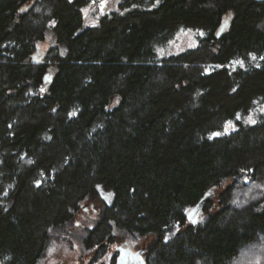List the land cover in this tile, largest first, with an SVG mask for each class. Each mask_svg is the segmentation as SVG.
I'll use <instances>...</instances> for the list:
<instances>
[{
  "label": "trees",
  "instance_id": "trees-1",
  "mask_svg": "<svg viewBox=\"0 0 264 264\" xmlns=\"http://www.w3.org/2000/svg\"><path fill=\"white\" fill-rule=\"evenodd\" d=\"M90 3L0 0V264L54 244L106 264L129 240L146 264H264V115L243 120L264 105V0H122L89 27ZM183 29L198 45L159 60Z\"/></svg>",
  "mask_w": 264,
  "mask_h": 264
},
{
  "label": "rangeland",
  "instance_id": "rangeland-1",
  "mask_svg": "<svg viewBox=\"0 0 264 264\" xmlns=\"http://www.w3.org/2000/svg\"><path fill=\"white\" fill-rule=\"evenodd\" d=\"M122 0H106L105 6L102 8L101 4L104 0H91V3L84 8L85 25L95 26L98 24L100 18L107 13L117 10L119 4ZM203 32L193 29H183L177 33V35L164 47H161L158 52L159 60L164 59L168 56L181 53L188 49L194 48L198 45L199 39L202 37ZM54 39L51 31H48L47 38L45 41L39 43L38 58H42L47 50L53 45ZM119 103V98L114 97L112 99L111 106L114 107ZM264 115V105L258 107L249 116L243 118L245 122H250V120H255ZM241 118V117H239ZM233 128H229L227 132L234 130L236 128L235 123H233ZM108 196V195H107ZM109 197V196H108ZM110 200V197H109ZM100 202L98 200H88L83 204V211L78 216V222L83 224H88L97 217ZM264 207V202L262 203ZM122 241V239H121ZM131 242H116L113 246L107 250L104 257L101 259V263L111 264V259L113 257V252L116 251V247L130 248ZM141 243H138L134 247V252L141 249ZM79 244H76L74 248L71 247H60L58 245H53L50 247L47 255L41 260L39 264H79V259L84 258L87 260L89 257ZM118 256V255H117ZM117 258V257H116ZM117 260V259H116Z\"/></svg>",
  "mask_w": 264,
  "mask_h": 264
},
{
  "label": "water",
  "instance_id": "water-1",
  "mask_svg": "<svg viewBox=\"0 0 264 264\" xmlns=\"http://www.w3.org/2000/svg\"><path fill=\"white\" fill-rule=\"evenodd\" d=\"M202 202L199 203V205H197V207L191 211L189 216L190 220H193V218L195 219L198 216ZM119 249L120 247H117V251H119ZM117 264H146V263L143 259L137 258L134 255L121 254V256L118 258Z\"/></svg>",
  "mask_w": 264,
  "mask_h": 264
},
{
  "label": "flooded vegetation",
  "instance_id": "flooded-vegetation-1",
  "mask_svg": "<svg viewBox=\"0 0 264 264\" xmlns=\"http://www.w3.org/2000/svg\"><path fill=\"white\" fill-rule=\"evenodd\" d=\"M104 197H105L106 201L109 202V197L107 195H104ZM126 242H128V241H126ZM129 242H131L130 248H125V247L120 246L119 251H117V247H116V252H118L116 264H117L118 258L121 256V254L134 255L135 257L143 259L145 261V259H144L145 248L141 247V249H139L137 252H134V247H136L138 245V243H136L134 241H130V240H129Z\"/></svg>",
  "mask_w": 264,
  "mask_h": 264
},
{
  "label": "snow or ice",
  "instance_id": "snow-or-ice-1",
  "mask_svg": "<svg viewBox=\"0 0 264 264\" xmlns=\"http://www.w3.org/2000/svg\"><path fill=\"white\" fill-rule=\"evenodd\" d=\"M95 2V0H94ZM105 3H106V0H104V2L101 4V7L103 8L105 6ZM157 3H159V0H157ZM23 11V9L21 10ZM55 22H53V25H54ZM253 59H255V57H253ZM262 59H264V57H262ZM242 64V62H240ZM237 119H239V116H237ZM251 123H255L256 121L255 120H250ZM233 124H232V121H228L225 125V132L228 131L229 128H233ZM221 135V133H213V136H219ZM212 138V137H210ZM193 223H195V221H192ZM165 240H167V237L165 238Z\"/></svg>",
  "mask_w": 264,
  "mask_h": 264
}]
</instances>
